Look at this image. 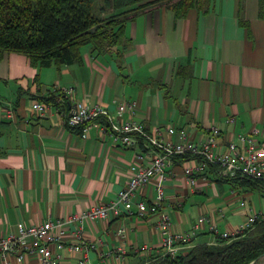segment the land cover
<instances>
[{"label":"crops","instance_id":"crops-1","mask_svg":"<svg viewBox=\"0 0 264 264\" xmlns=\"http://www.w3.org/2000/svg\"><path fill=\"white\" fill-rule=\"evenodd\" d=\"M124 35L120 51L96 53L86 45L80 62L58 66H32L23 53L0 51V236L21 223L107 202L127 183L130 165L149 164L144 145L117 143L102 121L90 123L85 136L67 125L65 115L75 100L101 104L116 119H132L146 130L171 125L176 132L163 133L165 140L177 141L185 133L202 141L215 126L220 150L240 134L264 141V0H208L180 16L163 3L136 11L124 22ZM67 87L72 92L66 102L32 110L34 100L63 98ZM183 161L174 158L162 181L172 227L189 237L180 253L199 243L215 244L249 213L264 211L245 207L242 200L253 192L264 197L259 190L219 181L209 169L190 183ZM154 180L137 198H153ZM225 186L227 195L221 194ZM155 224L154 214L85 220L83 240L93 245L87 259L92 264L152 259L162 242ZM73 241L68 233L62 248L50 244L61 264H78L83 256L68 248ZM10 263L41 264L32 254L22 260L11 255Z\"/></svg>","mask_w":264,"mask_h":264},{"label":"built area","instance_id":"built-area-1","mask_svg":"<svg viewBox=\"0 0 264 264\" xmlns=\"http://www.w3.org/2000/svg\"><path fill=\"white\" fill-rule=\"evenodd\" d=\"M72 92L71 87L63 89L64 97L57 98L58 104L66 102ZM68 99V98H67ZM47 107L46 102L34 100L31 108L35 112H42ZM131 108V105H129ZM5 111L13 112L10 105ZM102 121L113 140L126 146L141 143L150 157L148 165L129 166L127 183L120 188L115 196L107 201L96 203L75 214L65 217L47 218L37 224H19L15 231L0 236V264H11L10 256L15 255L22 260L27 255H35L41 264H61L58 255L53 254L50 244L60 249L63 247L64 237L70 233L74 241L67 246L70 249L80 250L83 256L78 264H92L86 253L92 244L84 243L83 222L85 220L107 219L121 213L135 214L138 218H145L151 214L156 216L155 227L162 234L161 249L158 255H177L188 235L172 227L169 213L164 209L165 192L162 181L166 171L172 164L174 157H182L183 171L190 183L195 182L194 175L209 169L210 165H217V175L234 177L237 174L253 179L264 180V141H258L246 134L238 135V141H229L225 150L217 148L216 137L220 130L212 126L202 141H195L185 133H181L177 141L165 140L163 133L172 135L176 132L171 125L163 128L156 126L146 130L144 126L132 119L118 120L109 109L101 104H89L84 100L70 102L65 115V123L71 127H78L85 136L90 123ZM139 154L138 157H141ZM155 177V194L149 201L137 198L139 190L146 186ZM264 219V211H252L231 232L221 233L223 238H231L245 234L254 223ZM204 217L198 222L203 223ZM215 230V225L210 224ZM118 232L124 234L125 228L120 227ZM148 247H141V250Z\"/></svg>","mask_w":264,"mask_h":264},{"label":"trees","instance_id":"trees-1","mask_svg":"<svg viewBox=\"0 0 264 264\" xmlns=\"http://www.w3.org/2000/svg\"><path fill=\"white\" fill-rule=\"evenodd\" d=\"M163 3L180 16L193 6L205 7L208 0H0V51L23 53L38 67L80 62L86 45L96 53L122 49L124 22L138 10ZM42 100L58 105L55 96ZM217 168L209 166L217 180L264 195V180L217 175ZM262 253L264 219L243 235L218 236L215 244L199 243L174 256L157 255L148 264H247Z\"/></svg>","mask_w":264,"mask_h":264},{"label":"rangeland","instance_id":"rangeland-1","mask_svg":"<svg viewBox=\"0 0 264 264\" xmlns=\"http://www.w3.org/2000/svg\"><path fill=\"white\" fill-rule=\"evenodd\" d=\"M229 191L228 188L225 186V190L221 194L227 195L225 192ZM243 202L245 203V207L252 204L254 207L257 209L264 208V197L259 195V192H253V194L249 195L247 198L244 197ZM239 199V204L240 201ZM152 259L151 258H146L142 261H139L137 264H148ZM255 264H264V255L259 257L258 260L256 261Z\"/></svg>","mask_w":264,"mask_h":264},{"label":"water","instance_id":"water-1","mask_svg":"<svg viewBox=\"0 0 264 264\" xmlns=\"http://www.w3.org/2000/svg\"><path fill=\"white\" fill-rule=\"evenodd\" d=\"M263 255H264V253H262L261 255H259L257 258L251 260V261H250L249 263H247V264H255L256 261L258 260V258L261 257V256H263Z\"/></svg>","mask_w":264,"mask_h":264}]
</instances>
